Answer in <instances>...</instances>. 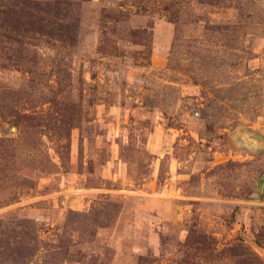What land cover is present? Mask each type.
Listing matches in <instances>:
<instances>
[{
	"label": "rangeland",
	"instance_id": "rangeland-1",
	"mask_svg": "<svg viewBox=\"0 0 264 264\" xmlns=\"http://www.w3.org/2000/svg\"><path fill=\"white\" fill-rule=\"evenodd\" d=\"M0 264H264V0H0Z\"/></svg>",
	"mask_w": 264,
	"mask_h": 264
}]
</instances>
